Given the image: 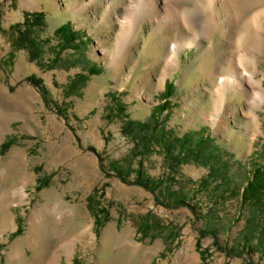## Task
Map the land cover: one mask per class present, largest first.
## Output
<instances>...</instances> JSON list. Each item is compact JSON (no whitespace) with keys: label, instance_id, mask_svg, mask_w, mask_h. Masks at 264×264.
Here are the masks:
<instances>
[{"label":"rangeland","instance_id":"rangeland-1","mask_svg":"<svg viewBox=\"0 0 264 264\" xmlns=\"http://www.w3.org/2000/svg\"><path fill=\"white\" fill-rule=\"evenodd\" d=\"M259 1L239 0L254 3L251 10L258 4L250 14H264ZM133 2L0 0V264H264V200L229 193L242 191L264 161V105L257 123L248 100L230 94L216 121L214 81L203 64L210 41L184 48L166 69L175 36L151 18L128 44L119 40ZM183 5L184 22L194 21L196 9ZM37 11L46 17L35 32L42 54L33 58L31 49L13 47L12 26ZM65 23L82 42L63 49L55 31ZM167 80L174 87L156 116L158 131L191 135L193 145L211 138L213 177L204 156L179 152L184 160L174 164L164 146L142 151L122 130L129 120L152 123ZM138 171L162 185L151 191L134 183ZM171 191L185 203L162 202Z\"/></svg>","mask_w":264,"mask_h":264},{"label":"bare ground","instance_id":"bare-ground-1","mask_svg":"<svg viewBox=\"0 0 264 264\" xmlns=\"http://www.w3.org/2000/svg\"><path fill=\"white\" fill-rule=\"evenodd\" d=\"M184 2L196 9L194 21L184 22V14L189 9ZM259 2V6L264 5V0ZM254 5H242L239 0H134V10L128 13L119 40L128 44L136 35L140 21L151 18L163 34L174 33L166 61V69H169L178 65L181 50L192 45L201 47L202 38L208 39L210 43L203 64L207 63L208 67L205 78L208 76L214 81L211 100L216 121L228 110L229 95L233 94L248 100L253 120L261 123L258 110L264 105V76L258 75L260 56L264 55V24L261 21L264 14L260 11L250 14ZM217 38H220L219 50Z\"/></svg>","mask_w":264,"mask_h":264},{"label":"trees","instance_id":"trees-1","mask_svg":"<svg viewBox=\"0 0 264 264\" xmlns=\"http://www.w3.org/2000/svg\"><path fill=\"white\" fill-rule=\"evenodd\" d=\"M45 17L46 15L43 11L25 12L24 20L12 26L16 34L13 40V47L16 50L23 48L31 49L33 51V58L39 57L42 54V43L39 44V39L36 37L35 32L36 28L43 27L45 25ZM70 27L71 26L69 25V23H65L59 26L55 31V35L61 37L62 39L61 46L63 49L69 47V43H71L72 41L78 40V43L82 42V39L76 36L75 32L72 31ZM12 57H14V52H11L7 55V62L11 60ZM26 80L38 86L42 90V93L46 94V89L41 78H38L35 75H30L26 78ZM173 87V81L167 80L165 83V91L163 92V102L156 106V111L152 114V123L129 120L126 122L125 126H123L122 130L127 135L132 136L134 134L133 138L137 140L138 145L142 146V151H147L152 146V142L154 144L164 146L169 158L174 164H178L182 160H184L181 155L184 156L188 153H193L197 157L200 155L204 156L208 161L210 167L209 177H213V175L217 174L216 171L218 170L214 164L211 165L212 162L215 161V153L212 151L211 147L208 149L206 148V144L210 142L211 138H208L207 135H203V138H201L197 144L193 145V139L191 135L184 134L182 137H176L172 133H167L164 129L158 131L160 125L156 119V116H158L159 112H162L164 109L168 108L167 106L171 102L169 100V97L172 94ZM118 108L122 113L123 111H125V106L122 103L119 104ZM61 110H64V107H61ZM10 144L11 140H6L5 142H3L2 150H5ZM89 149L95 151L92 146H89ZM205 149L208 150L207 154L202 153V150ZM176 150H178V153L173 154ZM179 152L181 155L179 154ZM218 157L220 158V156ZM113 169H117V166H113ZM120 177L126 179V177L122 174L120 175ZM202 182L205 183L207 181L202 180ZM38 183L41 186L45 185L46 180L43 181L42 179H39ZM134 183L140 184L148 190L155 191L162 185L163 179H150L149 177L143 175L141 171H138ZM173 191L166 193L165 197L162 198V202L169 200L170 198L172 199V202L177 205L185 203V201L178 198L179 196L177 195V193ZM229 193L233 194L235 197H239L241 195V199L245 203L253 202L254 204H262L264 200V161L261 165H258L254 169L252 177L249 178L246 186L243 187L242 191L237 190L233 187L230 189ZM102 213H104L105 215L106 209H100L99 214L96 215V224L98 226L102 223V219L100 216V214Z\"/></svg>","mask_w":264,"mask_h":264}]
</instances>
